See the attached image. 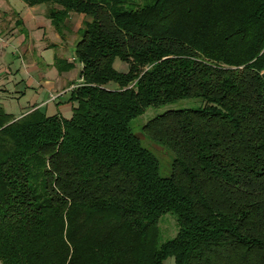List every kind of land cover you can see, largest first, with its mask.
Wrapping results in <instances>:
<instances>
[{
  "label": "trees",
  "instance_id": "1",
  "mask_svg": "<svg viewBox=\"0 0 264 264\" xmlns=\"http://www.w3.org/2000/svg\"><path fill=\"white\" fill-rule=\"evenodd\" d=\"M22 1L84 17L81 81L69 118L0 107V264H264V0Z\"/></svg>",
  "mask_w": 264,
  "mask_h": 264
},
{
  "label": "rangeland",
  "instance_id": "2",
  "mask_svg": "<svg viewBox=\"0 0 264 264\" xmlns=\"http://www.w3.org/2000/svg\"><path fill=\"white\" fill-rule=\"evenodd\" d=\"M6 1L8 4L0 2V8L4 9L0 11V27L2 26L0 28V35L2 42L5 41L7 43L0 53V107L6 113L19 117L29 109H32L35 104L46 100L50 93H54L55 96L60 98L57 104L63 102L66 104L67 101L65 100L69 98L67 90L71 85L80 80L81 65L79 61L76 57L74 60L71 59L69 61V55L73 54L77 42L81 39L82 34L80 30L74 32L72 28H65L61 36L48 17V12L44 10L46 14L44 12L36 13V18L39 17L38 19L45 23L43 30L44 39L38 44L35 35L30 31L29 26L24 23V18L29 10L28 6L22 0H4V2ZM154 1L127 0V3L131 2L134 4V7H140ZM45 6L49 5L44 4ZM33 67H36V69L31 73L34 72L36 80L42 81L43 85L38 82L32 86L27 84L23 73H26L27 77H32V74L28 73V69ZM125 67V64L119 60L116 61L115 68L117 70L126 71ZM45 82L51 86L54 85L55 90L49 92L46 86H44ZM110 87L116 88V85L112 84ZM64 93L67 94L65 95ZM201 106L200 100L187 99L158 108L150 107L143 115L132 122V129L134 133L139 135L145 124L167 111L198 109ZM58 107L59 105H56L52 101L48 107L46 106L45 111L50 116L60 113L66 118L71 117L73 113L71 106ZM142 142L145 147L152 150L149 146V144H153L151 141L142 140ZM156 155L161 160L162 173L167 174L170 159H164L158 153ZM159 226L161 230L160 243L173 239L176 236L178 226L176 218L173 215L167 214L163 216ZM164 264H175V261L173 258H170Z\"/></svg>",
  "mask_w": 264,
  "mask_h": 264
},
{
  "label": "crops",
  "instance_id": "3",
  "mask_svg": "<svg viewBox=\"0 0 264 264\" xmlns=\"http://www.w3.org/2000/svg\"><path fill=\"white\" fill-rule=\"evenodd\" d=\"M0 2H3L2 4H8L7 1L4 2V0H2V1L0 0ZM42 7H44V5H38V6H34V7L28 6V9L29 10H28V13L26 14V17L24 18V23L27 24V26H29V28L31 29L30 31H32L33 32V35H35V37H36L35 39L37 40L38 44L41 43L43 41V39H44V36H43L44 31L43 30H44V27H45V23L42 20L38 19L39 17L36 18V13H41V12L43 13L44 10H46V12H48V9L50 8V6H45L44 8H42ZM3 10L4 9H1L0 8V11H3ZM46 12H44V14H46ZM83 21H84V17L83 16L77 15V14H72L70 16V18L68 19V21H67L66 28H69V29L72 28L74 30V32H77L82 27ZM57 37H59V36H57ZM4 45L6 46L7 43H5V41L2 42V37L0 35V53L2 52L1 49L4 48ZM75 55H76V47L73 50V54L69 55V59H70L69 61H71V59L74 60V58L76 57ZM81 68H82V66H81ZM34 69H36V67H33L31 69H28V73H31L32 71H34ZM31 74H32V77H27L26 73H23L25 79L27 80V84H29L31 86L34 85L37 82L39 84H42V85L44 84V83H42V81L36 80V75H34L35 74L34 72L31 73ZM80 81H81V72H80V80L77 83H79ZM77 83H74L73 85H71L69 87V89L67 90V93H70L71 90H73L75 88V86L77 85ZM44 86H46V88L48 89L49 92H52L53 90H55L54 85L51 86L47 82H45V85ZM67 93H64V94L66 95ZM55 97H56V99H53ZM59 99L60 98H58L57 96H55L54 93H50L48 95V97L46 98V100L42 101L41 103L35 104L33 107H35V108H42V109L45 110L46 106L48 107L49 103L52 102V101L55 102L56 105H59L58 108H63V107H66V106H71L72 107V105L70 103H68V99L65 100V101H67L66 104L64 102L57 104V102H58ZM31 110L32 109H29L26 113H28ZM26 113H23L21 116H23ZM57 114H59L60 116H63L60 113H57ZM21 116H19V117H21ZM19 117H17V118H19Z\"/></svg>",
  "mask_w": 264,
  "mask_h": 264
},
{
  "label": "built area",
  "instance_id": "4",
  "mask_svg": "<svg viewBox=\"0 0 264 264\" xmlns=\"http://www.w3.org/2000/svg\"><path fill=\"white\" fill-rule=\"evenodd\" d=\"M53 99H56V97H55V98H53Z\"/></svg>",
  "mask_w": 264,
  "mask_h": 264
}]
</instances>
